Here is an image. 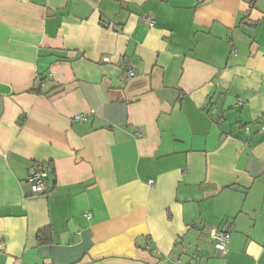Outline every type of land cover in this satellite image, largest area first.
I'll list each match as a JSON object with an SVG mask.
<instances>
[{
  "label": "crops",
  "instance_id": "obj_1",
  "mask_svg": "<svg viewBox=\"0 0 264 264\" xmlns=\"http://www.w3.org/2000/svg\"><path fill=\"white\" fill-rule=\"evenodd\" d=\"M262 127L264 0H0V264H264Z\"/></svg>",
  "mask_w": 264,
  "mask_h": 264
},
{
  "label": "built area",
  "instance_id": "obj_2",
  "mask_svg": "<svg viewBox=\"0 0 264 264\" xmlns=\"http://www.w3.org/2000/svg\"><path fill=\"white\" fill-rule=\"evenodd\" d=\"M144 23L149 27L153 26V19L151 17H146ZM133 73L129 72V76ZM76 120L82 122H88V118L83 115H78ZM264 132V127H262ZM47 179H48V167H38L37 165L32 169L28 182L30 185V191L32 195L39 196L46 194L47 192ZM150 185H153V181H149ZM86 217L90 219V214L87 213ZM212 240L214 243V249L221 255H226L228 252V244L231 240V234L228 231H214L212 233ZM4 250V245L0 242V252Z\"/></svg>",
  "mask_w": 264,
  "mask_h": 264
},
{
  "label": "trees",
  "instance_id": "obj_3",
  "mask_svg": "<svg viewBox=\"0 0 264 264\" xmlns=\"http://www.w3.org/2000/svg\"><path fill=\"white\" fill-rule=\"evenodd\" d=\"M38 167H48L47 165H38ZM51 230L49 228H44L40 230L38 234V240L40 244H46L51 241Z\"/></svg>",
  "mask_w": 264,
  "mask_h": 264
},
{
  "label": "water",
  "instance_id": "obj_4",
  "mask_svg": "<svg viewBox=\"0 0 264 264\" xmlns=\"http://www.w3.org/2000/svg\"><path fill=\"white\" fill-rule=\"evenodd\" d=\"M95 126H96V127H99V126H108V124L105 123L104 121L100 120V119H97V120L95 121Z\"/></svg>",
  "mask_w": 264,
  "mask_h": 264
}]
</instances>
